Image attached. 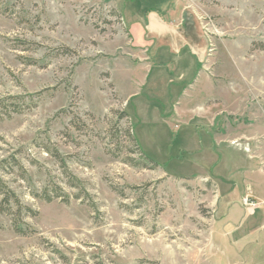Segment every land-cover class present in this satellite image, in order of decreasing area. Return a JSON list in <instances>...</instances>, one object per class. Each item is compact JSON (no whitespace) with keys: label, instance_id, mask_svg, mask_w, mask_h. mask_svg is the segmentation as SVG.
<instances>
[{"label":"rangeland","instance_id":"1","mask_svg":"<svg viewBox=\"0 0 264 264\" xmlns=\"http://www.w3.org/2000/svg\"><path fill=\"white\" fill-rule=\"evenodd\" d=\"M172 1L0 0V98L23 109L0 120V180L37 213L22 236L0 212V264H264L260 223L221 219L219 175L260 146L213 139L264 141V0H186L199 22L173 57L205 46L212 78L197 81L132 46L124 17ZM56 187L69 203L40 198Z\"/></svg>","mask_w":264,"mask_h":264},{"label":"crops","instance_id":"2","mask_svg":"<svg viewBox=\"0 0 264 264\" xmlns=\"http://www.w3.org/2000/svg\"><path fill=\"white\" fill-rule=\"evenodd\" d=\"M186 2V0H173L168 8L164 6L163 10L147 11L145 15H136L137 18L131 21V24L123 16L134 39L132 46L138 50L136 53L143 55L142 62L147 63L152 60H158V58L159 60H165V58L177 55L185 44L188 45L185 40V34L189 32L187 31L189 26H193L195 20L198 21L199 18L190 16L191 12H189V6H187ZM113 6L119 10L118 5L114 3ZM118 13L122 14L120 10ZM135 27L140 33L138 41L135 40L132 32ZM162 40L165 41L161 43ZM187 47L189 48V46ZM206 50L205 46L196 44L195 47L189 48L190 52L186 57H173L172 64L180 70V77L183 81L195 67L198 68L196 69L198 75L195 81L199 80L200 76H203L202 74H205L207 78H212L207 73ZM158 63L160 62L158 61ZM185 92H187L186 89ZM207 116H209L205 118L207 121L205 120V124H201L203 126H200V128L208 129L211 134L217 129L218 120L221 116L216 113L208 114ZM214 137H216L221 146L230 145L236 147L240 150V153L243 151L240 146L246 143L249 148L253 145L256 148L260 146V150H257V153H252L250 149L243 151V160H237L238 158L234 156L231 158L225 156L219 164H224L225 161L230 164L229 168L223 167L224 174H219L222 183L225 185L230 183L229 188L223 190L221 194L224 209L221 219L224 220L225 225H228V229L230 226L233 227L231 229L233 233L244 231V229L259 222L260 226L251 233L252 235H259L264 232V141L260 140V144H258L254 137L240 136L239 132L230 133L228 137H225L224 132L220 131L216 136H213V139ZM247 196L256 199L259 202V206L251 209L245 208L242 202ZM236 199L242 207L240 210L234 207L235 202H237ZM243 207L247 209V212ZM245 214L247 216L244 220H238V218L244 217ZM256 214L257 216H255Z\"/></svg>","mask_w":264,"mask_h":264},{"label":"trees","instance_id":"3","mask_svg":"<svg viewBox=\"0 0 264 264\" xmlns=\"http://www.w3.org/2000/svg\"><path fill=\"white\" fill-rule=\"evenodd\" d=\"M18 100L19 98L12 96L6 98H0V120L3 119V115L11 118L12 114H20L22 112L23 109L18 103ZM127 135L133 141L136 142V138L131 133L130 129L127 131ZM56 157L57 158L59 157L58 154L56 155ZM14 163L15 166H20L19 162H17L16 160H14ZM52 193L56 195L54 198L51 197L50 191L48 189H45V191L43 192V196L41 197L39 196V197L48 203L53 202L54 199H62L66 203H69V198H67V196L64 194L61 188L56 187V189H54ZM0 195L3 197V200L0 202V212L14 219L13 227L17 234L22 236L27 235V232L21 226L23 223H25L24 217L25 215L36 216L37 213H35L30 208L24 207L21 201L18 199V197L11 190L7 188V186L2 182V180H0ZM14 206L16 207V210L12 208ZM24 211L26 212L25 215H24Z\"/></svg>","mask_w":264,"mask_h":264},{"label":"built area","instance_id":"4","mask_svg":"<svg viewBox=\"0 0 264 264\" xmlns=\"http://www.w3.org/2000/svg\"><path fill=\"white\" fill-rule=\"evenodd\" d=\"M243 206L247 209L257 208L259 206V202L253 197L247 196L243 199Z\"/></svg>","mask_w":264,"mask_h":264}]
</instances>
